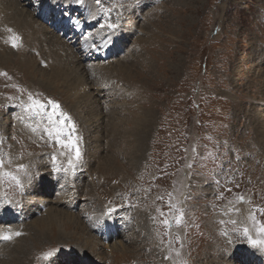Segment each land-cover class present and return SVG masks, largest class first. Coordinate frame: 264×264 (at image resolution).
<instances>
[{"label":"rangeland","instance_id":"rangeland-1","mask_svg":"<svg viewBox=\"0 0 264 264\" xmlns=\"http://www.w3.org/2000/svg\"><path fill=\"white\" fill-rule=\"evenodd\" d=\"M64 1L74 4L61 9L71 19L67 37L61 35L63 20L45 33L35 26L42 30L35 34L17 12L21 0L0 1V13H6L0 41L14 50H0V155L12 160L5 170L23 182L20 188L0 178V222H5L4 235H12L4 239L0 264H82L80 254L96 264H216L241 246L248 256L260 255L242 264H264V252L242 235L243 227L256 235L249 211L264 223L259 211L264 209V0H90L93 17L85 0ZM31 2L26 14L45 27L42 5ZM113 4L111 22L120 21L114 34L101 28L103 9ZM78 24L91 27L80 35L74 31ZM21 30L28 57L10 48V37ZM41 36L54 41L47 47ZM59 37L81 52L85 43L91 45L100 71L76 69L73 53L58 55ZM31 47L40 54L34 56ZM104 86L110 91L94 96ZM28 93L57 102L74 122L83 156L74 173L56 170L68 167L67 156L44 135L46 118L22 107ZM4 121L14 126L7 129ZM21 163L29 176L17 171ZM46 173L51 187L37 182ZM49 187L58 193L48 199V208L42 203L27 217ZM33 194L40 197L31 200ZM66 201L78 203L80 210L68 212ZM242 205L246 212L238 220ZM50 210L77 223L60 224L69 242L54 241L59 236L54 227L49 241L31 245L33 257L15 262V252L33 242V226L49 218ZM49 252L53 255L45 259Z\"/></svg>","mask_w":264,"mask_h":264},{"label":"bare ground","instance_id":"bare-ground-1","mask_svg":"<svg viewBox=\"0 0 264 264\" xmlns=\"http://www.w3.org/2000/svg\"><path fill=\"white\" fill-rule=\"evenodd\" d=\"M2 3H4L5 2V0H0ZM11 1V0H10ZM32 0H29V2L27 1V0H21V3H20V5H18V7H17V12L20 14V18L21 17H25V19H24V26H27V29H32L33 30V32L36 34V33H38V34H40L41 32H42V30L41 29H43V32L45 33V31H50L51 29L48 27V25H46L45 27L42 25V23L40 22V20H38L36 17H35V15L33 14V16H28L27 14H26V10H28L29 12H30V10L28 9V8H26V7H30V8H32V2H31ZM34 2H36V3H40L41 5H42V7H44L45 6V9H44V13H45V17L46 16H48V15H50V12H53V16L51 17V20L53 21V20H63V23H62V36L63 37H67L68 35H69V33L71 32L70 30H69V27L71 26L70 25V22H71V19L70 18H68L66 15H65V13L63 12V10H61L62 8H64V9H66L67 7H73L74 6V4L73 3H71L70 1H64V0H56V1H53V2H50L51 4L49 5V7H48V5H46V1L45 0H34ZM57 3V6L56 5H54V4H56ZM85 4H87V6H88V8H89V11H90V17H93L92 15L93 14H95V8H94V3H92V1H90V0H85ZM94 4V5H93ZM6 8V7H5ZM1 9V8H0ZM7 9L8 10H12V7H7ZM20 9V10H19ZM2 11H4V10H2ZM1 11V12H2ZM6 12V11H5ZM11 12V11H10ZM144 12V11H143ZM12 13H13V11H12ZM11 13V14H12ZM1 14V13H0ZM11 14H9L10 15V17H11ZM30 14V13H29ZM5 15H6V13H2L1 15H0V21L5 17ZM17 14L14 12L13 13V16H16ZM60 15H63V17L60 19L59 18V16ZM28 16V17H27ZM43 16V17H44ZM2 17V18H1ZM88 18V21H91V18ZM95 17V16H94ZM10 19V18H9ZM17 19V18H16ZM23 19V18H22ZM32 19H33V21H32ZM4 20V19H3ZM45 21L46 20H48V18H46V19H44ZM17 21V20H16ZM23 21V20H22ZM21 22V21H20ZM93 22V21H92ZM11 23V21L9 20L8 21V23H7V25L8 24H10ZM34 23V24H33ZM2 23L0 22V25H1ZM18 24V23H17ZM60 24V22H50V27H54L55 29L58 27V25ZM7 25H5V26H7ZM32 25H34V26H32ZM32 26V27H31ZM35 26H38L39 28H41V29H39V28H36ZM2 27H4V26H2L1 25V28ZM30 27V28H29ZM88 27L90 28L91 26L90 25H88ZM88 27H87V24H86V28H85V26H83V25H81V24H79L78 26H76V28L77 29H74V31H77V32H79V34H85V33H87V31H88ZM0 28V29H1ZM93 30L91 29L90 30V32H92ZM33 32H32V34H33ZM89 32V33H90ZM22 34H24V31H22L21 30V33H20V35H19V37H22V39H23V35ZM42 34V33H41ZM127 34V33H126ZM44 35V34H43ZM30 36V35H29ZM33 36V35H32ZM35 36V35H34ZM26 37V36H25ZM106 37V36H105ZM29 39V38H28ZM31 39V38H30ZM41 39L43 40V36H41ZM116 38L113 36V41L115 40ZM105 40V39H104ZM103 40V41H104ZM44 42H45V44L47 45V47H48V42H50V41H54V39L53 38H49L48 40H43ZM43 41L42 42H39L40 43V47H38V49L42 52V48H43ZM88 41H90V40H88ZM102 41V42H103ZM35 42V41H34ZM37 42V41H36ZM101 42V43H102ZM17 43H18V47H16L15 49H17V50H19V51H22V53H23V55L25 56V57H28V55H27V53L25 52V50H24V48L26 47V42L24 41V39L22 40V42H21V39L19 40V41H17ZM31 45V44H30ZM33 47H35L36 48V46L35 45H32ZM57 46H58V50H57V54L59 55V53L60 52H62V51H65V52H69V53H73L74 54V59L75 60H77L76 62L78 63V64H76L75 63V61L74 60H70V62L71 63H73V65L72 66H79V67H76V69H78L79 70V68H81V67H86V68H88V67H90V70L91 71H93V72H99L100 71V64L99 63H96V62H94V58L92 57V55H90V52L91 51H94V49L93 50H90L91 48H92V46L91 45H89V44H86L85 43V46L87 47L86 48V51H83V52H81V50H80V48L78 47V46H72V45H69V44H67L65 41H63L62 39H60V37H59V41H58V43H57ZM3 47L5 48V45L3 44V42L2 41H0V50H2L3 49ZM8 47H10L9 45H8ZM10 48H13V47H10ZM31 49H33L34 50V52H33V55L34 56H38L40 53V51L38 52V50L36 51L34 48H32L31 47ZM5 51H7V50H12V51H14L13 49H7V48H5L4 49ZM90 50V51H89ZM129 50V49H128ZM134 51V50H133ZM133 51H131V53L133 52ZM4 52V51H3ZM75 52H77L76 54H75ZM126 52V51H125ZM128 52V51H127ZM10 53V52H9ZM8 53V54H9ZM11 53H14V52H11ZM128 53H130V52H128ZM15 54V53H14ZM16 55V54H15ZM119 55H124V52H122V51H120V53H119ZM129 55V54H128ZM18 55H16V57H17ZM61 56V55H60ZM97 56V55H96ZM113 56V55H112ZM63 58V57H62ZM9 59V58H8ZM12 59V58H11ZM19 59V58H18ZM125 59H127V58H125ZM17 60V59H16ZM124 60V59H123ZM129 60V59H128ZM28 61V65L29 64H31V60H27ZM25 62H26V60H25ZM121 62V61H120ZM123 62V61H122ZM128 62V61H127ZM142 65V64H141ZM140 65V66H141ZM26 66V65H25ZM104 67V66H103ZM120 67H122V69H124V70H126V67H125V65H122V66H120ZM140 69V68H139ZM81 71H83V70H81ZM85 71V70H84ZM58 74V73H57ZM73 76V75H72ZM81 75H79V77H80ZM75 78V77H74ZM77 78V77H76ZM75 78V79H76ZM65 79H68L69 81L71 80V78H69L68 76H66V78ZM81 79V78H80ZM81 80H83V79H81ZM101 80V81H100ZM102 80H104L103 78H101V77H98V82L97 83H102ZM69 81H66L65 82V84H66V86H67V84L69 83ZM74 81V80H73ZM76 81V80H75ZM78 81V80H77ZM80 82V81H79ZM81 84V83H80ZM84 84V83H83ZM102 86H103V84H101ZM58 86V84H52V86L50 87V88H55L56 89V87ZM59 87V86H58ZM101 88V87H100ZM108 92V91H110V89H105V86H104V88H103V90L102 89H100V92L99 93H97L96 95H94V96H96L97 98H102V96L104 97L105 96V92ZM107 92H106V94H107ZM264 96V95H263ZM91 97V96H90ZM109 98V97H108ZM72 99V98H71ZM104 99V98H103ZM96 100V99H95ZM104 101V100H103ZM110 102V101H109ZM96 103H97V101H96ZM91 104V103H90ZM94 104V103H93ZM102 106V105H101ZM85 107V106H84ZM92 107V106H91ZM96 108H97V105H96ZM263 108V107H262ZM260 116V115H259ZM261 117H263L262 115H261ZM261 119H263V118H261ZM98 122V121H97ZM261 122H264V120H262ZM2 124H5L6 125V128L7 129H9V128H11L12 126H14L13 125V123L10 121V123H8V122H6V121H4V123H2ZM95 124V122H93V124L92 125H94ZM30 131V130H29ZM91 139V138H90ZM20 141H22L23 142V139H22V137H21V139H20ZM36 162V161H35ZM51 181V179H50V177H49V175L46 173L44 176H41L39 179H38V181L37 182H40V184H42V185H45L47 182H50ZM52 186V183L50 182V187ZM50 187L48 188V190H47V192L46 193H44V195L42 196V198H44V201L43 202H41V201H36L34 204L32 203L30 206L31 207H29L30 209H29V211H28V214H27V217L28 216H32V215H35L36 214V212H39V208H40V206L42 205V203H45V207H47L48 208V206H49V203H50V201H48V199L49 200H51V199H53V197L55 196V194L56 193H58V190H54V191H50ZM57 189V188H56ZM2 196V193H1V188H0V197ZM38 197H40V196H38V195H36V194H33L32 196H31V200H32V198H38ZM59 197H60V195H59ZM63 198V197H62ZM29 200H30V196H29ZM63 201V200H62ZM64 202V201H63ZM63 204V203H62ZM58 205V204H57ZM53 207V206H52ZM80 207V205L77 203V204H75L74 203V201H66L65 203H64V208L68 211V212H71V213H73V211L75 210V209H78ZM59 208V207H58ZM240 209H241V213L240 214H238L237 215V217H238V220H239V217L241 216L242 218H243V215L242 214H245V212H246V208H245V206L244 205H242L241 207H240ZM41 210V209H40ZM79 210H80V208H79ZM50 212H51V210H50ZM49 212V213H50ZM57 213H50V217L49 218H47L46 220H43V221H40L39 223H36L34 226H33V230H34V235H33V237H32V240H30V242H32V243H26V244H24V245H22V247H20L19 248V250H18V248H17V253L15 252V250H14V252H15V256L14 257H16V259H14V261L15 262H25L26 261V258H29V256L31 255L32 256V250H31V245L32 244H35V243H39V242H41L42 244H44L43 242H46L47 240L49 241V239H50V237H49V234L51 233V232H54L53 231V228L54 227H58L59 229V231H58V233H59V236H57V238H54L55 240L54 241H56V240H58V241H56L57 243H60V244H67L69 241H68V239L70 238V237H68V235L69 234H66L65 232H64V229H62L61 228V226H60V224L62 223V220H65V219H67V221H69L70 219H72V218H69L67 215V218H65L66 216L64 215L63 216V218H62V215H56ZM61 214V213H60ZM49 215V214H48ZM48 215H47V217H48ZM72 220H70V222H71ZM4 223L5 222H0V237H3L4 236V227H3V225H4ZM72 224H77L76 222L75 223H73V222H71ZM145 223V222H144ZM111 224V223H110ZM147 224V223H146ZM111 228H112V226H111ZM31 230V229H30ZM105 230V229H104ZM6 235V234H5ZM134 235V234H133ZM132 235V236H133ZM34 237H36V238H34ZM85 237V236H84ZM41 238V239H40ZM123 238V237H122ZM26 239V238H25ZM68 241V242H67ZM3 243H4V239L3 238H0V249H1V247H2V245H3ZM16 244V243H15ZM14 244V245H15ZM119 244H122V242L121 243H119ZM141 245V244H140ZM37 246V245H36ZM97 246V245H96ZM234 246V245H233ZM87 247V246H86ZM119 247H121V250H119L118 248ZM243 246H241V247H239V250L238 251H231L232 253H229V251H228V253H229V255H228V253H227V255L226 254H224V256H221L220 257V259L218 260V262L216 263V264H234V263H236V264H242V262H244V261H246L247 259H248V261L250 262L251 261V259L253 258V255L254 254H256V255H258V257H257V259H259L260 258V255L258 254V253H256V252H254V251H252V253H250V255L248 256L247 254H245V253H243V251H244V249L242 248ZM37 249H38V247H36ZM88 248H90V247H88ZM230 247H228V249H229ZM235 248V247H234ZM33 249V248H32ZM40 249V248H39ZM38 249V250H39ZM116 249L118 250V251H124L123 250V247H122V245H118V247H116ZM116 249H115V251H116ZM128 249V248H127ZM233 249V248H232ZM225 250H227V249H225ZM236 250V249H235ZM35 251V250H34ZM126 251V250H125ZM85 252V251H84ZM83 252V253H84ZM225 252V251H224ZM95 253V252H94ZM219 253V252H218ZM12 254V253H11ZM215 254V253H214ZM221 255H223V254H221ZM220 256V255H219ZM33 257V256H32ZM212 257V256H211ZM80 258H81V261H82V264H96L95 262H93V261H91V260H88V258H86V257H84V255L83 254H80ZM219 258V257H218ZM7 259V258H6ZM231 259V260H230ZM228 260H230V262H228ZM12 261V260H11ZM80 261V262H81ZM28 263V262H27ZM14 264V263H13ZM244 264V263H243Z\"/></svg>","mask_w":264,"mask_h":264},{"label":"snow or ice","instance_id":"snow-or-ice-1","mask_svg":"<svg viewBox=\"0 0 264 264\" xmlns=\"http://www.w3.org/2000/svg\"><path fill=\"white\" fill-rule=\"evenodd\" d=\"M76 3L82 4L84 3V0H75ZM97 4L101 3V0H96ZM116 9V4H113L111 8L103 9L106 20L105 24L101 25V28L107 29L109 33L114 34L119 26L120 21L119 19L116 20L115 23L111 22V14ZM78 23V21H77ZM9 32H12V29H8ZM21 38L16 35L13 37H10V43L13 48L18 47L17 41H19ZM87 39V37H85ZM108 39H111V36L108 37ZM22 107L32 116H40L44 117L47 120V124L43 128V133L46 135L51 143H54L60 150V155L67 156V168H57V171H69L71 170L73 173L75 172V169L77 165L81 162L83 156H82V150L80 147L82 138L76 134V126L74 122L71 120V117L62 111L60 105L52 100H47L46 102L41 101L33 96L32 93H28V99L27 102L21 101ZM32 131H37L36 127L32 128ZM53 162L57 159L56 155L53 154L52 156ZM12 163L11 159H5L3 155H0V178L8 177L17 187L22 188L23 182L20 179L18 175L13 174L11 171H6V165H9ZM17 171L23 173L24 176H29L30 174L27 172V166L23 163L18 164ZM230 191V189H229ZM240 202L244 201V197L240 196L237 198ZM175 207V206H173ZM111 211V210H110ZM236 212H239L240 209H236ZM261 213H264V209H259ZM248 220H250L253 224V227L255 228L256 235L253 237V235L250 233L248 227H243L242 235L247 237V240L249 244L253 248H258L262 252H264V223H261L256 219V216L254 212L249 211L248 214ZM183 221V212H180V215L175 217V222L179 226ZM221 223H224V221H220ZM231 223L235 224L237 223L236 220H231ZM163 223L166 226L170 227L169 221L164 220ZM237 231H240L238 228ZM21 233H14V235L19 236ZM3 238L5 240H11L12 235H4ZM53 253L49 252L44 255L45 259H48L51 257Z\"/></svg>","mask_w":264,"mask_h":264}]
</instances>
